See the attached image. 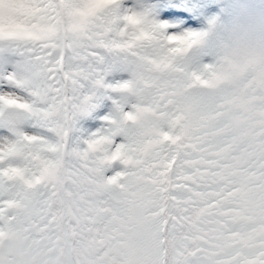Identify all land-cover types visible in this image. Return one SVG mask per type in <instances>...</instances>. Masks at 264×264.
Wrapping results in <instances>:
<instances>
[{"label": "snow or ice", "instance_id": "6c2138e0", "mask_svg": "<svg viewBox=\"0 0 264 264\" xmlns=\"http://www.w3.org/2000/svg\"><path fill=\"white\" fill-rule=\"evenodd\" d=\"M0 0V264H264V0Z\"/></svg>", "mask_w": 264, "mask_h": 264}, {"label": "rangeland", "instance_id": "374dc122", "mask_svg": "<svg viewBox=\"0 0 264 264\" xmlns=\"http://www.w3.org/2000/svg\"><path fill=\"white\" fill-rule=\"evenodd\" d=\"M209 6L210 11L195 15L191 25L181 21V28H198L206 19H214L220 34L230 40L240 42L260 38L259 0H209Z\"/></svg>", "mask_w": 264, "mask_h": 264}]
</instances>
